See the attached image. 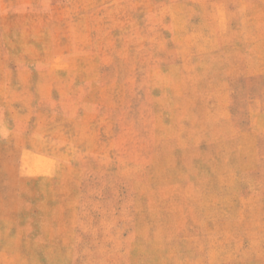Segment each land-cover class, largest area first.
<instances>
[{"label":"rangeland","instance_id":"374dc122","mask_svg":"<svg viewBox=\"0 0 264 264\" xmlns=\"http://www.w3.org/2000/svg\"><path fill=\"white\" fill-rule=\"evenodd\" d=\"M0 264H264V0H0Z\"/></svg>","mask_w":264,"mask_h":264}]
</instances>
